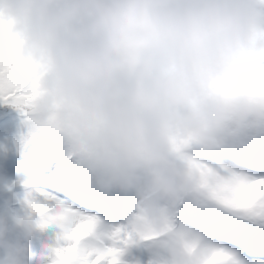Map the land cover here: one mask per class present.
<instances>
[{"label": "clouds", "instance_id": "1", "mask_svg": "<svg viewBox=\"0 0 264 264\" xmlns=\"http://www.w3.org/2000/svg\"><path fill=\"white\" fill-rule=\"evenodd\" d=\"M0 27L33 69L36 95L11 109L17 131L58 143L85 194L124 201L119 223L101 218V231L125 230L121 264H199L201 230L181 209L210 201L188 160L211 165L213 150L264 132V91L233 84L264 56V2L0 0ZM24 194L0 173V264H33L31 242L48 228ZM250 215L264 228V207ZM55 243L52 230L41 264Z\"/></svg>", "mask_w": 264, "mask_h": 264}, {"label": "snow or ice", "instance_id": "2", "mask_svg": "<svg viewBox=\"0 0 264 264\" xmlns=\"http://www.w3.org/2000/svg\"><path fill=\"white\" fill-rule=\"evenodd\" d=\"M256 59L259 62H250L234 77L235 87L264 91V56ZM32 72L19 56L15 39L0 27V114L6 118L4 123L9 122L11 109L23 111L36 95ZM13 145L19 156L30 161L26 172L15 177L25 193L23 203L39 224L55 234L56 243L49 249L51 264H121L122 245L127 242L123 226L101 231V217L92 210L94 200L84 193L60 145L22 128L13 137ZM188 163L200 172L201 187L210 201L202 213L181 209V215L201 230L199 264H240L237 252L243 249L264 254V240L249 239L257 233L248 222L254 207H264V176H249L223 163L210 165L191 158ZM251 261L264 264V260Z\"/></svg>", "mask_w": 264, "mask_h": 264}, {"label": "rangeland", "instance_id": "3", "mask_svg": "<svg viewBox=\"0 0 264 264\" xmlns=\"http://www.w3.org/2000/svg\"><path fill=\"white\" fill-rule=\"evenodd\" d=\"M9 122L6 124L4 121L6 118L0 114V144L4 145L3 149H0V159L5 158V151H9V146L13 143V137L17 132L18 120L16 114L12 112L11 117L7 118ZM219 153L217 159L220 163L232 168L235 171H244L252 176H264V152L249 155L246 157H236L233 153L229 152L227 158L220 157ZM24 173H21L23 175ZM14 179V178H13ZM94 200L93 211L99 215L106 223L117 224L123 219L124 206L120 207L118 200L109 201V203L104 204L98 199ZM112 203H116L112 206ZM259 231V229H257ZM50 238L52 229L45 232ZM264 236V235H261ZM250 238V237H249ZM31 250L33 252V264H41L42 261L46 259L45 254L39 250L38 247L31 245ZM241 254L245 256L248 260H264V254H249L246 249L241 250ZM141 260L147 258L146 253H140Z\"/></svg>", "mask_w": 264, "mask_h": 264}, {"label": "trees", "instance_id": "4", "mask_svg": "<svg viewBox=\"0 0 264 264\" xmlns=\"http://www.w3.org/2000/svg\"><path fill=\"white\" fill-rule=\"evenodd\" d=\"M9 151H5V158L0 159V173L6 174L10 177V173H20L21 171H26V166H30V161L26 160L24 157L19 156L14 149L13 143L9 146ZM228 149V148H226ZM260 149H264V132H261L251 138L250 143H246L244 147L239 149H230L235 155L246 154L251 152H257ZM215 152V150H213ZM214 164V161H213ZM216 164V163H215ZM16 172V173H15ZM253 228H257L252 226Z\"/></svg>", "mask_w": 264, "mask_h": 264}]
</instances>
